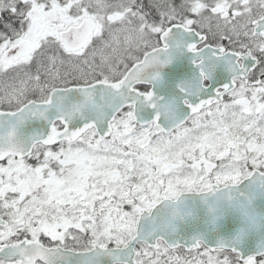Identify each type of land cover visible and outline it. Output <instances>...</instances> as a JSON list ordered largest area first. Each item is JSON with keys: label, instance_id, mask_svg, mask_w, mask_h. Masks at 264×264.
I'll return each instance as SVG.
<instances>
[{"label": "snow or ice", "instance_id": "1", "mask_svg": "<svg viewBox=\"0 0 264 264\" xmlns=\"http://www.w3.org/2000/svg\"><path fill=\"white\" fill-rule=\"evenodd\" d=\"M189 196L242 227L181 242ZM257 196L264 0H0V264H264Z\"/></svg>", "mask_w": 264, "mask_h": 264}, {"label": "water", "instance_id": "2", "mask_svg": "<svg viewBox=\"0 0 264 264\" xmlns=\"http://www.w3.org/2000/svg\"><path fill=\"white\" fill-rule=\"evenodd\" d=\"M184 58L187 56L177 58L171 65L163 69L164 85L159 89L161 94L171 93L174 91L176 83L193 75L192 70H188L186 65L180 62ZM172 67L173 70L170 69ZM31 127L40 131L43 125L41 122H34ZM193 202H195L196 217L182 221L178 225L177 239L181 242L190 240L194 235H204L209 246H213L217 239H230L242 227V220L238 212H226L213 225L209 222L204 209L199 205L198 197L189 196L188 203L193 204ZM251 208L258 217L259 223L264 225V196H257L253 200ZM262 238H264V226L250 232L243 243V247L250 251Z\"/></svg>", "mask_w": 264, "mask_h": 264}, {"label": "flooded vegetation", "instance_id": "3", "mask_svg": "<svg viewBox=\"0 0 264 264\" xmlns=\"http://www.w3.org/2000/svg\"><path fill=\"white\" fill-rule=\"evenodd\" d=\"M180 62H181L182 64H185L188 70H192V72H194L193 66H192V64L190 63V60H189L188 57H187V58H184V59H181ZM170 69L173 70L174 68L172 67V68H170ZM225 75H226V74L223 73L222 71H221L220 73H218L217 76H216V77L213 79V81H212V86L214 87V86H216L218 83L222 82V80H223V78L225 77Z\"/></svg>", "mask_w": 264, "mask_h": 264}]
</instances>
